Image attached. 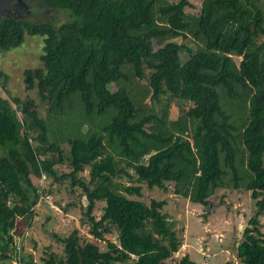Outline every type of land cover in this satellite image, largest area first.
<instances>
[{"label": "trees", "instance_id": "16d2710c", "mask_svg": "<svg viewBox=\"0 0 264 264\" xmlns=\"http://www.w3.org/2000/svg\"><path fill=\"white\" fill-rule=\"evenodd\" d=\"M33 1L63 16H0V51L26 34L44 37L42 65L24 72L38 100L6 95L0 69V264L18 259L16 222L32 220L55 184L83 190L81 221L92 237L74 228L62 256L50 253L44 264H167L182 239L167 201L144 197L168 183L202 205L220 189L250 191L258 210L232 251L243 264H264V15L256 2L203 0L192 13L191 0ZM32 173L52 178L50 186ZM20 250L21 262L38 264ZM176 264L197 262L185 254Z\"/></svg>", "mask_w": 264, "mask_h": 264}, {"label": "rangeland", "instance_id": "374dc122", "mask_svg": "<svg viewBox=\"0 0 264 264\" xmlns=\"http://www.w3.org/2000/svg\"><path fill=\"white\" fill-rule=\"evenodd\" d=\"M35 11L28 16L31 21L62 17L63 14L55 9H50L33 0H26ZM193 6L187 7V12L199 13L203 0H191ZM264 15V0H254ZM180 43H183L180 40ZM44 37L41 35L26 34L22 45L8 51H0V69L8 75L5 94H12L25 98L27 95L37 98L36 88L27 90L24 81V72L30 68L42 65ZM112 77H110L111 79ZM0 87L2 85L0 83ZM38 100V98H37ZM40 110L45 115L43 106ZM176 115V109L173 116ZM34 182L38 186H50L52 178H43L32 173ZM42 184V185H41ZM49 199L43 200L40 207H36V216L32 220L26 217L18 218L17 231L14 232L16 243L24 247V253L34 255V261L44 264L43 258L50 253L62 256L64 244L62 239L70 234L74 228H80L82 235L92 237L88 233V226L81 221L83 215L82 205L87 204L85 193L76 187L72 193L66 184H55ZM44 198L46 197L43 193ZM152 198L165 199L164 211L168 214L172 227L182 239V246L169 259L167 264L176 262L185 254L197 264H243L232 251V245L242 238V232L248 225L249 219L258 210L256 200L252 199L251 192L247 190L220 189L208 198L209 204L202 205L191 202L189 199L174 193V187L168 183V190L155 187L146 188L144 200L150 203ZM221 199V200H220ZM75 202L76 205H70ZM260 220L264 230V212ZM24 228V233L18 234ZM106 237L115 240L118 232L107 234ZM102 248H107V240H96ZM11 264H19L16 261ZM122 264V263H118Z\"/></svg>", "mask_w": 264, "mask_h": 264}, {"label": "water", "instance_id": "95a60500", "mask_svg": "<svg viewBox=\"0 0 264 264\" xmlns=\"http://www.w3.org/2000/svg\"><path fill=\"white\" fill-rule=\"evenodd\" d=\"M34 12L26 0H0V16L21 19L32 16Z\"/></svg>", "mask_w": 264, "mask_h": 264}, {"label": "built area", "instance_id": "2783aa9c", "mask_svg": "<svg viewBox=\"0 0 264 264\" xmlns=\"http://www.w3.org/2000/svg\"><path fill=\"white\" fill-rule=\"evenodd\" d=\"M43 178H45V175L42 176ZM46 197L44 198L43 194H41V199H49L50 195L49 194H45ZM21 250H20V246H18V259H15L14 261L18 262L19 264H24L23 262L20 261V254H21Z\"/></svg>", "mask_w": 264, "mask_h": 264}, {"label": "flooded vegetation", "instance_id": "af4514ba", "mask_svg": "<svg viewBox=\"0 0 264 264\" xmlns=\"http://www.w3.org/2000/svg\"><path fill=\"white\" fill-rule=\"evenodd\" d=\"M33 9V7H31Z\"/></svg>", "mask_w": 264, "mask_h": 264}]
</instances>
